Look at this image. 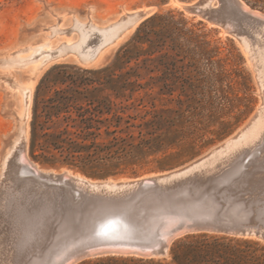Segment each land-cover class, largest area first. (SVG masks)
Listing matches in <instances>:
<instances>
[{
  "label": "rangeland",
  "instance_id": "1",
  "mask_svg": "<svg viewBox=\"0 0 264 264\" xmlns=\"http://www.w3.org/2000/svg\"><path fill=\"white\" fill-rule=\"evenodd\" d=\"M172 1L0 0V181L2 182H0V234L3 233V236L0 235L2 237H0V264H8L9 262L11 264H19L22 261L24 262L20 264L25 262L37 264L41 259H46L44 264H51L56 258L55 254L66 249L78 250L80 255L85 244L95 239L100 223L111 215L126 219L129 224V238L151 242L156 239V230L152 223L157 218V214L162 211L176 210L174 206H156L158 202L146 196L129 199L127 205L99 208L93 206L83 195L75 196L64 189L62 191L65 193L60 192L58 189L59 191L56 190V194V191L49 185L39 186L38 180L24 184L21 180V178L23 179V172L21 168L18 169L17 167L19 166L17 154L12 156L13 158L15 157V160L12 157L10 158L9 165L5 170L3 168V159L18 138L19 121L17 110L19 106L20 111L22 110L20 87L24 86L29 81V78L33 79V87L30 116L27 121L28 143L26 154L29 156L28 158L41 170L55 171L58 174L63 172L82 173L96 181L115 180L121 182L124 180H140L146 177L166 175L186 168L207 158L212 154L213 150L222 147L228 140L239 137V132L252 120L257 109L262 105L263 90L257 78V66L251 60L250 54L245 49L240 37L224 34L218 26L212 25L200 15L187 13L182 8L172 5ZM224 1L226 3L225 13L231 19V27L239 28L254 42V39L257 38L254 31H261L259 24L254 19L243 18L236 7L233 6L232 1ZM243 1L250 8L264 13V0ZM254 2H257V6H253ZM212 5H221V0H212ZM144 9H146L147 14L141 21L135 27L127 30L114 44L105 47L98 59L89 64L82 63L74 52L48 59L42 65H40L41 63L39 65L33 64L37 65L35 70L31 69L32 64L8 66L6 63V60L12 56H29L33 52V47L41 46L48 42L49 45L45 47V50H58L65 46L77 44L82 40L83 36L80 30L81 25L90 26L93 24L97 27H106L121 18L127 17L130 13L144 11ZM156 14L163 17L155 19L154 24L171 23V27L176 31L172 37H164L166 48L175 45L181 47L182 51L179 54L170 52L166 56L168 50L165 49L154 55H142L138 62L132 61L129 66H124V61H122L119 64L120 68L115 67L118 52L133 38L142 23ZM173 24L174 26H172ZM156 28L159 30L161 27L158 26ZM249 30L250 32L252 31V34L250 32L247 34ZM261 36L264 39V33H261ZM148 49L149 45L145 44L143 50L146 51ZM106 67H111V69L102 71ZM85 70L92 71V73L84 72ZM111 70L115 73V85L120 88L124 86V89H119L121 94L119 98L109 89V86H112L108 84ZM50 72L52 80L65 78L68 83L76 82L81 84L88 82L87 79L96 80L89 85L91 89H98L94 94L96 98L105 100L111 97L118 104L121 103L124 106V117L127 118L129 115L136 116L137 120L133 121L136 124L154 119L160 121L157 134L160 135L161 148L154 154H144L129 147L128 150L131 151V154L124 158V172L106 176L91 175L68 165H51L41 159H35L31 154V123L34 100L39 83ZM137 74L139 77H137ZM12 81H16L15 86L12 85ZM57 87L64 88L65 86L58 85ZM53 95L54 90L46 93L45 98ZM143 116H146L145 120L141 119ZM131 135H133L132 138L130 137ZM138 137V129H132L130 135L124 132V138L127 139L128 143L138 144L140 141ZM262 145L263 147H260ZM260 146L254 150V153L262 156L264 141ZM36 154H41V151H37ZM250 158L248 156L244 160L246 165L249 164ZM263 161L264 157L262 158V164L264 165ZM233 167L234 164L231 161L227 160L225 162L223 160V162L220 161V163L216 164V168L211 173L193 175L192 178H195V183L192 184L197 186V189H193V185L181 186V188H178L180 192L175 198L178 199L180 196L179 199L184 197L182 200L189 198V201L190 197H192V202L196 201L202 207L206 208L211 205L206 210L214 214L223 212L233 205H238L241 212H243L242 209L246 211L245 217L241 215L242 218L251 224L261 226L264 231V180L260 173L257 172L259 170L254 173L255 171H250L251 168H246L243 178H239V175H234L219 181L211 179L230 171ZM1 171L4 172V175ZM5 173L8 174V178ZM9 173L12 175H10L11 177H15L14 174L18 173V177L16 175L15 179H11ZM249 173L251 174L249 175ZM6 179H11V181L18 183L12 184L13 181L9 182ZM26 179H24V182H27ZM9 183H11L10 188ZM33 186L34 189L36 188L35 190L32 189ZM170 186H175V184L173 183ZM38 189L40 193L35 192ZM45 189L50 192L45 191ZM50 189L53 190V193ZM13 192H16L15 195H11ZM31 193H34L31 196L34 195L35 198L28 197ZM46 193L49 194L47 195ZM61 193L63 195L61 197L64 200L58 198ZM66 193L67 195H65ZM134 193L132 192L131 194ZM131 194L129 193V195ZM23 195L26 196L23 197ZM42 195L45 198L41 197ZM12 196H15V198ZM22 198L23 200H21ZM40 198L47 201L45 203L49 206L48 208L44 209V202L41 204L43 200L39 201ZM51 198L53 201L54 199L56 200L54 202H58L54 203L52 201V204L50 202ZM59 199H62L63 203ZM18 202H21V204L17 205L16 203ZM215 202H218L216 207L212 204ZM37 203L40 207L41 205L44 207L40 208ZM49 203L52 205H49ZM54 204H57L58 208ZM10 205L11 209L9 208ZM53 205L54 208H51ZM59 205H62L63 211L60 210ZM3 206L7 207V209ZM28 206L29 209L27 208ZM25 207L27 208V211H25L27 216L23 212L26 209ZM32 207L35 214L31 212L33 211ZM73 208L74 210H72ZM41 209L45 210V212ZM51 209L54 210L55 216H50L51 214L53 215ZM58 209L63 212L61 213L62 217L59 215L60 212L59 214L56 213ZM4 210L6 211L4 212ZM8 210H10L9 213ZM41 212H44V214ZM49 212L52 213L49 214ZM19 213L27 218L24 219L22 215L20 217ZM30 213H32L31 216ZM16 214H19V216ZM32 215L34 218H32ZM56 215L60 219L56 218ZM47 216L51 217L50 220L52 222H55L52 224L50 220H46ZM4 217L5 219H3ZM39 217L40 219H38ZM21 219L22 221L25 220V223H23L25 227H22ZM38 220H42V223L50 221L48 224L51 223V226L48 224L45 226L43 223L46 231L49 229V232L42 230L43 226ZM2 224L3 226H1ZM32 224L36 225L33 227ZM37 225H41V229H38ZM30 226L34 231H32ZM14 228L18 232L14 231ZM24 229H31V231H25ZM36 230H40L41 234L44 232L47 240L43 235V241L39 239L41 238L40 232H38L40 236L34 233L39 237L37 240V236L32 233L37 232ZM20 233L22 234L20 235ZM202 233L205 232L191 231L176 236L170 242L168 251L164 256L149 257L133 253L110 252L87 253L81 254L72 264H143L140 259L144 261L154 259V261L171 262L174 248L182 251L177 248L182 241H187L188 237H190L188 239L190 240L193 235ZM207 234L213 237L210 243L217 245L220 254L223 256L220 259L221 264H264L263 238L216 232H208ZM33 235L36 239L32 237ZM34 239L37 241L36 243L33 242ZM25 240L26 243H24ZM28 240L33 241H29V244ZM38 241L40 245H37ZM33 243L40 247H38L39 250H36L38 248ZM26 244L29 247L33 244L30 247V251H28L29 247ZM21 247L23 252L28 247V250L25 251L27 253L31 252V256L26 252L24 254ZM20 248L21 250H19ZM33 252L43 253L42 257H46L37 259L38 254H35L37 255L35 259ZM18 254L20 257H17ZM24 255H27L32 262ZM24 257L26 259H23ZM15 258H18L16 259L17 261H15Z\"/></svg>",
  "mask_w": 264,
  "mask_h": 264
},
{
  "label": "bare ground",
  "instance_id": "2",
  "mask_svg": "<svg viewBox=\"0 0 264 264\" xmlns=\"http://www.w3.org/2000/svg\"><path fill=\"white\" fill-rule=\"evenodd\" d=\"M236 1L239 3L240 8L244 12L249 13L256 20V22L259 24V26L261 27V31H254V33L256 34V37H257V38H255L256 40L253 38L254 42H252L244 34V32H241L240 40L244 44V47L247 50V52L250 54L251 60L257 66V69H256L257 72H258L257 73V78L259 79V82H260L262 90H263L262 91V94H263V103H262V105L257 109V111L254 114L252 120L249 123H247L244 126V128L239 132V134H238L239 137H235V138H233L231 140H228L222 147L213 150L212 154L210 156H208L207 158L202 159V160H200V161H198V162L186 167L183 170H180V171H177V172H173L171 174H167V175H164V176L156 177L155 179H153V178L150 179V177L143 178V179H147L148 182L154 183L156 185V187H157V188H149V190H147V191H143L140 188L138 180H133V181L124 180V181H121V182H118V181H115V180L96 181V180H93V179H90V178L86 177L82 173L63 172V173H59L58 174L55 171H44V170H41L40 168H38V166H36L28 158L29 156H27V154H26V146H27V143H28L27 121H28L29 116H30V105H31V98H32V87H33V79L29 78V81L26 84H24V86L20 87L21 88V93H22V110L20 112H21V114L26 115V122L24 123L23 128L21 129V132L18 135V138L14 141L13 147L11 149H9V151L7 152L5 158L3 159V168L5 169L9 165L10 158L14 154H17L18 157H17V155H16V157L19 160V166H17V165L16 166L18 167V169L21 168V171L23 172V175H22L23 179L21 178V180H22V182L24 184L31 183V181L33 182V180H38L39 181V186H41V187L49 185L54 191L59 189L60 192L65 193L64 191H62L64 189L66 192L68 191L69 193H73L75 196L83 195L91 204H93V206H97L99 208H101V207H110V206L111 207H116V206H122L124 204L127 205V203L129 202V199H132L134 197H142V196H146L147 198H150L151 200H154V201L158 202V203H156V206H161V207H165V206L173 207L174 206L176 208V210H178V211H180L182 213H178V212H174V211H171V212L170 211L169 212H160V213L157 214V218L154 219V222L152 223V225L155 226L156 239L159 238V237L163 238V240L159 241V242H160V244L161 243L165 244V250L167 252L168 251V247L170 245V242L173 240V238H175L176 236L182 235L184 233H187L190 230H192V228L190 226H187V227L184 226L185 224H187L188 222L193 220L189 215L186 214L187 212H190V213H193V214L209 213L208 210H206V209H208L209 206H211V205H209L206 208L202 207L201 205H199V203H196V201L192 202L193 201L192 197H190L191 201L190 200L188 201L189 198L187 199L186 197L185 198L187 200H182V199H184V197H181L182 199H179L180 196L178 197V199L175 198V196L180 192L178 190V188L179 187L181 188V186L184 187V185H186V186H192L193 185V189H197L196 188L197 186L192 184V183H195L194 182L195 178H192L193 175H207V174L211 173L216 168V164L217 163H220V161L223 162V160L226 162L228 160V161H231L234 164V167L230 171H227L226 176L223 177V179H228V178H230V177H232L234 175H237V174L245 176V173H246V170H247L246 168H251L252 170L250 169V171H255L254 173H256V171L259 170L257 172L260 173V175L263 177V180H264V172H263L264 171V165L262 164V158L264 157L263 156L264 152H262L260 150L263 153L262 156H259L258 154L254 153V150H256L257 147L260 146V144L264 141V39H263V36H261V33H264V14H262L261 12H259L257 10H252L242 0H236ZM204 7L205 8H207V7L214 8L215 6L212 5V0H208L206 2V4L204 5ZM215 8H217V6ZM144 11H146V9H144ZM138 12H140V11H135L133 13H130L127 17L121 18V19H119V20L107 25L106 27H97L96 25H93V24H91L90 26L81 25L80 26V30L82 31L83 36H82V40L79 43L73 44V45H70V46H65V47L60 48L58 50H53V49L45 50V47L49 45V42H48V43L43 44L41 46L33 47L32 48L33 52L29 56H26V57H15V56H12L8 60H6V63H7L8 66H11V65H29V64H32V65L33 64H37V65H39L40 63H41L40 65H42V64H45V62H47L48 59H52V58H54L56 56H59V55L61 56L63 54H67L69 52H74V53H76L78 55V58H79V60L82 63L89 64V63H91V62H93V61L98 59L99 55L101 54L102 50L105 47L114 44L127 30H129L130 28L135 27L138 24V22L141 21L142 17L139 16ZM248 32H250V30L247 31V34H248ZM250 34H252V31L250 32ZM253 36L255 37V35H253ZM249 37L251 38L250 35H249ZM37 65L31 66V69L35 70ZM260 147H263V145L260 146ZM248 156H250L251 158L249 160V164L246 165L244 160ZM14 158H13V160H15ZM13 162H15V161H13ZM11 163H12V161H11ZM5 170H4V172H5ZM4 172H2V174ZM9 172H11V171H9ZM12 172L15 173L14 171H12ZM251 173H253V172H251ZM251 173H249V175ZM17 174H14L15 177H16ZM6 175H7V178H8V174H6ZM10 175L11 174L9 173V176ZM11 176H10L11 179H13V178L15 179V177H11ZM17 177H18V175H17ZM4 179H5V177H4ZM11 179L10 180L6 179V180H9V182H10ZM16 179H18V178H16ZM24 179H26L27 182H24ZM220 180H222V179H220ZM13 183L17 184L18 182L16 183L15 181H13L12 184ZM20 183H21V181H20ZM34 183H35V181H34ZM173 183L175 184V186H170ZM24 184H22V185H24ZM10 185H11V183H9V188H10ZM39 186H36V187H39ZM41 187H40V189H41ZM44 188H46V187H44ZM44 188H43V190H44ZM24 189L26 190L25 187H24ZM32 189H34V186H33ZM11 190H13V189H11ZM46 190L47 189H45V191ZM48 190H49V187H48ZM53 190H51V192ZM137 190H139V191H137ZM35 192L36 193L39 192V189L37 191H35ZM48 192H50V191H48ZM132 192H135V193L131 194ZM13 193L11 195H15L16 192L14 194ZM129 193L131 195H129ZM32 194H34V193H31L30 196ZM56 194H57V191H56ZM37 195H36V197H37ZM52 195H51V197H52ZM54 195H55V192H54ZM61 195H62V193L60 194V197H58V198H62ZM65 195H67V193ZM24 196H26V195H23V197ZM30 196H28V197L29 198H35L34 195L31 196V197ZM44 196H46V195L44 194ZM44 196L42 195L41 197H44ZM12 197L15 198V196H12ZM37 199H35V200H37ZM62 199L64 200V198H62ZM62 199H59V201H61ZM21 200H23V198ZM24 200H26V199H24ZM40 200H43V199L40 198L39 201ZM50 200H51L50 202L52 203L53 199L51 198ZM54 201H56V200L54 199ZM30 202H34V201H30ZM30 202H28V203H30ZM42 202H44L45 207L43 205H41V207H44V209L49 207L45 203L47 201L43 200V201H41V204H43ZM57 202H54V203H57ZM61 202L63 203V201H61ZM61 202H59V203H61ZM5 203H7V201H5ZM19 203L21 204V202H18L16 204L18 205ZM25 203H27V202H25ZM38 203H40V202H38ZM51 203H49V205ZM11 204H12V202H11ZM65 204H66V202H65ZM212 204L214 205V207H216L218 205V202H215V203H212ZM54 205L51 208H54ZM62 205L61 206L59 205L60 206L59 208H61ZM14 206H15V204H14ZM24 206H26V205H24ZM38 206L40 207L39 204H38ZM10 207H11V205L9 206V208ZM238 207H239L238 205H233V206L225 209V211H224L225 216L238 217V218H242V216L245 217L246 211L241 208L242 211H243V212H241ZM4 208L7 209V207H4ZM27 208L29 209V206ZM27 208L24 209L23 212L27 211ZM56 208H58V207L56 206ZM15 209H16V207H15ZM32 209H33V211H31V212H34V208L33 207H32ZM32 209H30V210H32ZM41 210H43V209H41ZM60 210L63 211V208H61ZM60 210L59 209H58V211L56 210L57 211L56 213L59 214ZM72 210H74V208ZM1 211H3V210H1ZM5 211L6 210H4V212ZM9 211L10 210H8V213H9ZM19 211H21V210H19ZM43 211L45 212V210H43ZM48 211H49V209H48ZM52 211H53V215L51 214L50 216H55L54 210H52ZM44 212H41V213L44 214ZM20 213H22V211ZM50 213H52V212H49V214ZM61 213H63V212H60L59 215H61ZM19 214L18 215L16 214V215L19 216ZM25 214H26V212H25ZM31 214L32 213H30V216H31ZM34 214H35V212H34ZM39 214H40V212H39ZM21 215L22 214H20V217H21ZM28 215H29V213H28ZM33 215H32V218H34ZM40 215H42V214H40ZM12 216H10V217H12ZM22 216H24L23 217L24 219L27 218V217H25V215H22ZM26 216H27V214H26ZM13 217H15V216H13ZM20 217H19V220H20ZM61 217H62V215H61ZM48 218L46 220H50L51 219V217L49 219ZM56 218L60 219L58 216ZM3 219H5V217ZM22 219H21V221H22ZM28 219H29V216H28ZM38 219H40V217ZM7 220H9V219H7ZM12 220H14V218H12ZM19 220H17V221H19ZM30 220L31 219H29V221ZM52 220H54V219L52 218ZM38 221L41 222L40 224H42V226H43L42 230L46 231V229H45L46 227L45 226H47L48 222H50L51 220L48 221V222H45V223L43 222L45 224V226L43 225L42 220L41 221L38 220ZM54 222L55 221H53L52 224ZM106 222H109V223L111 222V225H108L104 229V233L112 232L111 234L108 235V239L109 240L117 241V240H121V239H128L130 237L129 236V234H130L129 224L127 223V221H125L121 217H118V216H115V215L108 216L105 220H103L100 223V226L104 225ZM180 222H185V224L184 225H180L177 228H175ZM23 223H25V220L22 221V224ZM27 223H28V221H27ZM50 224L51 223H49L48 225L51 226ZM29 225H30V223H29ZM32 225L34 227L36 224L35 225L32 224ZM1 226H3V224ZM22 227H25V225L23 224ZM40 227H41V225L38 226L37 228L41 229ZM30 228L32 229L31 226H30ZM172 228H174V229H172ZM26 229H28V228H26ZM26 229H24V230L25 231H29V232L31 231V229L30 230H26ZM50 229H51V227H50ZM15 230H16V228H14V231ZM12 231H13V228H12ZM32 231H34V230L32 229ZM47 231L49 232V229H47ZM16 232H18V231L16 230ZM38 232H40V230L37 231V232H32V233L33 234L34 233L38 234ZM44 232H43V234H41V232L39 233V234H41V238L38 237V236H40L39 234H38V236L34 234L35 236H37V240L39 238V239H41L43 241V236L45 235ZM261 232H263V231H261ZM22 233L24 234V232H22ZM22 233H20V235ZM25 233H28V232H25ZM2 234H0V235H2ZM14 235H16V234H14ZM34 235L32 237L36 239V237ZM26 236L28 237V235H26ZM46 237H45V239H46ZM31 238H29V239H31ZM105 238H107V237H105ZM35 239H34V241L33 240L32 241L36 243L37 241ZM15 240H16V238H15ZM29 241H31V240H28V243H29ZM53 241H52V243H53ZM24 243H26V240H25ZM35 243H33L34 246L36 248H38L39 246L37 247V245H40V242L37 245ZM33 244H31V246H33ZM26 245L28 246V244H26ZM28 247L26 249L24 247V249L27 251ZM30 247H29L28 251L31 250ZM0 248H1V245H0ZM21 248L19 250H21ZM32 248H34V247H32ZM39 248L36 249V250H39ZM84 248L88 249V253L89 254L97 253V252H100V251H103V250H113V251H118L119 253H125V254L126 253H130L132 251H142L143 250L141 247L135 246L134 244H131L129 242H106V243H101V244H96V245H88V246H85ZM25 250L23 252V248H22V252L24 254L27 253ZM149 250H150V248L146 249V251H149ZM22 252L20 251V253H22ZM37 252H40V251H37ZM30 253H27V254H30ZM33 254H34V256L33 255L32 256L35 259H36V256H37L35 254H38L37 259H39V257H41V258H45L46 257V256L42 257L43 253H34L33 252ZM39 255H41V256H39ZM55 255H56V258L53 261V263H51V264H72L79 258L78 250L76 251L74 249L62 250L60 253H56ZM18 256H19V254L17 255V257ZM30 256H31V254H30ZM25 257L27 259L29 258V257H27V255ZM25 257L23 259H26ZM5 258H7V257H5ZM34 258H33V260H34ZM16 259H18V258H15V261H17ZM8 260H7V263H8ZM28 260H30V258ZM23 262L24 261L19 262V264L23 263ZM45 262H46V259H41V260L38 261L37 264H44ZM9 263L11 264V262H9ZM27 263L28 262H25L24 264H27ZM28 264H31V263H28ZM34 264H36V263H34Z\"/></svg>",
  "mask_w": 264,
  "mask_h": 264
},
{
  "label": "trees",
  "instance_id": "3",
  "mask_svg": "<svg viewBox=\"0 0 264 264\" xmlns=\"http://www.w3.org/2000/svg\"><path fill=\"white\" fill-rule=\"evenodd\" d=\"M253 6H257V2ZM162 17L156 14L141 24L133 38L118 52L115 67H119L122 61L124 66H129L132 61L138 62L142 55H154L165 49L168 50L166 56L170 52L179 54L182 51L175 45L166 48L164 37H172L176 31L171 23L154 24L155 19ZM158 26L161 27L159 30ZM145 44L149 45L146 51L143 50ZM110 69L106 67L102 71ZM114 76L111 70L108 84L112 86L109 89L119 98V89H124V86L115 85ZM87 80L81 84L68 83L65 78L52 80L50 72L39 83L31 123V154L35 159L51 165H68L91 175L106 176L124 172V158L131 154L129 147L144 154H154L161 148L160 135L157 134L160 121L154 119L136 124L133 122L137 120L136 116L125 118L124 106L111 97L105 100L96 98L94 94L98 89L89 87L96 80ZM52 90L54 95L45 98V94ZM146 116L141 119L145 120ZM132 129L139 131L138 144L128 143L124 138V132L130 135ZM37 151L41 154L37 155ZM189 238L178 245L182 251L173 249L171 262L140 261L143 264H221L223 256L217 245L210 243L212 236L202 233Z\"/></svg>",
  "mask_w": 264,
  "mask_h": 264
},
{
  "label": "water",
  "instance_id": "4",
  "mask_svg": "<svg viewBox=\"0 0 264 264\" xmlns=\"http://www.w3.org/2000/svg\"><path fill=\"white\" fill-rule=\"evenodd\" d=\"M208 0H173L172 5H176L179 8H182L184 11L190 14L194 15H200L202 16L205 20H207L209 23L212 25L218 26L224 34H230V35H235L240 37L242 30H240L237 27H231V19L229 16L226 15L225 9H226V3L224 0H221V5H218L217 8H205L204 5L206 4ZM233 3V6L236 7L238 12L243 18H250L254 19L249 13L244 12L240 6L239 3L236 0H230ZM243 1V0H242ZM244 2V1H243ZM245 3V2H244ZM246 4V3H245ZM247 5V4H246ZM248 6V5H247ZM252 9V8H251ZM254 10V9H252ZM260 12V11H259ZM262 13V12H261ZM139 16L142 18L147 14L146 11H140L138 12ZM264 14V13H262ZM255 20V19H254ZM256 21V20H255ZM16 81H12V85L15 86ZM18 114V133L17 136L20 134L21 129L23 128L24 123L26 122V115L21 114L20 112V106L17 110ZM185 169V168H183ZM181 169V170H183ZM180 171V170H178ZM177 172V171H175ZM173 173V172H171ZM169 173V174H171ZM227 172H224L223 174L219 175L218 177H212V180H217L219 181L220 179H223V177L226 176ZM167 175V174H166ZM239 175V178H243L244 176ZM164 176V175H162ZM87 177V176H86ZM156 177L160 176H154L150 177L155 179ZM102 181H107V180H102ZM139 186L143 191L149 190V188H155L156 185L152 182H148L147 179H141L138 180ZM182 213L178 210H169ZM169 211H162V212H169ZM224 211L223 212H218V213H205V214H193L190 212H187L186 214L189 215L193 220L185 224V222H180L175 228H177L180 225L184 226H190L192 228L191 231H201V232H216V233H225V234H233V235H240V236H256L259 238L264 239V231L261 226L251 224L249 221H246V219L243 218H238V217H231V216H225ZM126 221L124 217H121ZM111 225V222H106L104 225L99 226L98 230L96 231L95 234V239L88 242L85 244V246L88 245H96V244H101V243H106V242H129L131 244H134L135 246L141 247L143 250L142 251H132L130 253L133 254H138L142 256H149V257H158V256H164L167 252L165 250V244L161 243L159 241H162L163 238H157L154 241L151 242H144L136 239H121L117 241H112L108 239V235L110 233H104V229L108 226ZM174 229V228H172ZM255 230V231H254ZM263 231V232H261ZM107 237V238H105ZM105 238V239H104ZM84 246V247H85ZM83 247V254L88 253V249H85ZM150 248L149 251H146V249ZM119 253L118 251H113V250H103L97 253ZM80 254V255H81ZM89 254V253H88ZM78 254V256H80Z\"/></svg>",
  "mask_w": 264,
  "mask_h": 264
}]
</instances>
